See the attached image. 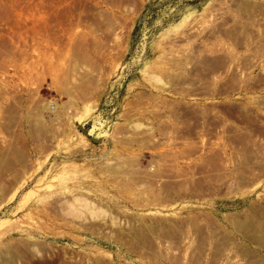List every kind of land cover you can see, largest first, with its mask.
Listing matches in <instances>:
<instances>
[{"label":"rangeland","instance_id":"1","mask_svg":"<svg viewBox=\"0 0 264 264\" xmlns=\"http://www.w3.org/2000/svg\"><path fill=\"white\" fill-rule=\"evenodd\" d=\"M62 1L0 0V264H264V0Z\"/></svg>","mask_w":264,"mask_h":264},{"label":"bare ground","instance_id":"2","mask_svg":"<svg viewBox=\"0 0 264 264\" xmlns=\"http://www.w3.org/2000/svg\"><path fill=\"white\" fill-rule=\"evenodd\" d=\"M50 1H51V0H50ZM66 1H67V0H66ZM66 1H65V2H66ZM54 2H55L56 5L59 4L58 1H54ZM54 2L52 1V3H54ZM59 2H60V1H59ZM65 2L62 1L60 4H62V3L64 4ZM48 3H51V2H48ZM57 3H58V4H57ZM55 4H54L53 7L46 8L47 10H45V12H46V11L49 12L50 10H48V9H51V11H53V13H51L50 15L54 14V15H52V17H54V18L56 17V20H57V21H58L57 18H59V19L62 20V18H60L62 15L60 14L61 16H59L58 12H62L63 9H61V10L59 9V11L56 12L55 10H53V8L56 7ZM2 5H3V3H2ZM52 5H53V4H52ZM52 5H51V6H52ZM41 6H42L41 8L43 9V7H44L43 4H42ZM46 6H50V4H49V5H46ZM0 7H1V6H0ZM2 7H3V9L1 8L2 11H0V12H1L0 14L3 13L2 15L5 16V18H7V20H8L9 18L11 19V17H9L11 14L8 12L7 5H6V7H5V6H2ZM63 8L66 9V7H63ZM57 10H58V9H57ZM54 11H55V12H54ZM48 12H47V13H48ZM9 14H10V15H9ZM56 14H57L58 17L56 16ZM0 16H1V15H0ZM3 16H2V17H3ZM2 17H0V18H2ZM2 20H5V19H2ZM2 20H1V21H2ZM61 20H59V21H61ZM8 21H9V20H8ZM3 22H4V21H3ZM1 23H2V22H1ZM8 23H9V22H8ZM35 28H36V27H35Z\"/></svg>","mask_w":264,"mask_h":264},{"label":"trees","instance_id":"3","mask_svg":"<svg viewBox=\"0 0 264 264\" xmlns=\"http://www.w3.org/2000/svg\"><path fill=\"white\" fill-rule=\"evenodd\" d=\"M201 0H193V1H191L192 3H199ZM152 7V6H151ZM149 9V12H151L152 14H155L156 13V11L154 10V11H152V10H150L151 8L149 7L148 8ZM148 11V10H147Z\"/></svg>","mask_w":264,"mask_h":264},{"label":"water","instance_id":"4","mask_svg":"<svg viewBox=\"0 0 264 264\" xmlns=\"http://www.w3.org/2000/svg\"><path fill=\"white\" fill-rule=\"evenodd\" d=\"M83 130V132L84 133H87V130H85V129H82ZM94 142H97V140L96 139H92Z\"/></svg>","mask_w":264,"mask_h":264}]
</instances>
